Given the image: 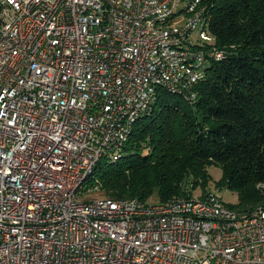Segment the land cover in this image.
<instances>
[{
    "label": "built area",
    "instance_id": "built-area-1",
    "mask_svg": "<svg viewBox=\"0 0 264 264\" xmlns=\"http://www.w3.org/2000/svg\"><path fill=\"white\" fill-rule=\"evenodd\" d=\"M213 6L0 0V264H264V204L86 197L161 92L194 101L228 56Z\"/></svg>",
    "mask_w": 264,
    "mask_h": 264
},
{
    "label": "trees",
    "instance_id": "trees-1",
    "mask_svg": "<svg viewBox=\"0 0 264 264\" xmlns=\"http://www.w3.org/2000/svg\"><path fill=\"white\" fill-rule=\"evenodd\" d=\"M211 34L228 56L214 61L197 98L161 92L137 120L121 158L97 166L89 181L109 197L162 202L210 194L208 166L223 169L217 185L238 192L233 209L264 204V0H211ZM180 96V95H179ZM102 162V160H101Z\"/></svg>",
    "mask_w": 264,
    "mask_h": 264
},
{
    "label": "rangeland",
    "instance_id": "rangeland-1",
    "mask_svg": "<svg viewBox=\"0 0 264 264\" xmlns=\"http://www.w3.org/2000/svg\"><path fill=\"white\" fill-rule=\"evenodd\" d=\"M175 95H176V98L182 97L177 94ZM107 161L114 162L115 160L113 159L109 160V158L103 157L102 162L100 163L101 165L104 166ZM208 170H209V173L211 174V181L209 183L210 192L223 197V199L228 203H232V204L237 203L239 200V195L237 191L228 188L224 184H221L220 186L217 185L218 184L217 182L222 178V175H223L222 167L219 165L211 164L210 166H208ZM201 194H202V187L200 186L194 192V197H199L201 196ZM104 196H105V193L101 189H96L94 192L88 194L86 197L91 200H96ZM150 200L155 203L162 202L157 192L153 193Z\"/></svg>",
    "mask_w": 264,
    "mask_h": 264
}]
</instances>
